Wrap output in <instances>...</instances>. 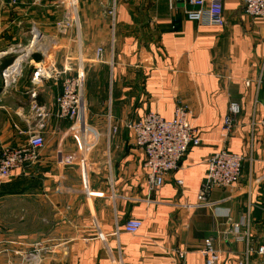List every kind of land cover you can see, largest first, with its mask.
<instances>
[{
    "label": "crops",
    "instance_id": "0c3cea01",
    "mask_svg": "<svg viewBox=\"0 0 264 264\" xmlns=\"http://www.w3.org/2000/svg\"><path fill=\"white\" fill-rule=\"evenodd\" d=\"M68 2L0 0V70L18 65L7 83L0 77V157L27 142L32 92L48 114L37 161L0 183V253L44 241L73 264H203L211 238L220 264H264V18L247 16L242 0H224L223 27L188 21L174 0H77L76 28H59ZM36 68L61 75L36 83ZM80 69L84 147L76 126L55 116L62 80ZM231 103L239 114L222 137ZM178 105L201 144L149 191L127 125L151 112L171 120ZM221 149L243 157L240 178L211 191L212 207H196L206 161ZM129 218L142 222L135 235L123 232ZM241 221L246 242L228 233Z\"/></svg>",
    "mask_w": 264,
    "mask_h": 264
},
{
    "label": "built area",
    "instance_id": "2783aa9c",
    "mask_svg": "<svg viewBox=\"0 0 264 264\" xmlns=\"http://www.w3.org/2000/svg\"><path fill=\"white\" fill-rule=\"evenodd\" d=\"M74 1L69 0L65 9L64 21L58 24L59 28L67 26V22L76 21L74 12ZM182 3L185 18L200 26L223 27L224 0H174ZM244 13L253 19L264 18V0H242ZM111 19L114 18V9L110 10ZM71 20V21H70ZM58 30L60 31V29ZM38 42L36 34L32 36L26 52L33 51ZM29 51V52H30ZM28 52V53H29ZM101 49H97L94 62H102ZM23 54H20L22 56ZM15 66V67H12ZM17 63L13 62L9 66L0 70V77L4 82L12 77L17 68ZM61 74L50 69L42 71L36 68L32 81L38 82L43 77H59ZM31 104L34 111V124L28 129L27 142L15 149L4 150L0 157V183L10 179L14 172L21 171L25 167L34 164L38 159V151L44 145L43 133L46 126L48 114L44 108L37 106L35 102V92L31 93ZM56 113L59 120H66L72 123L76 133L79 135L84 147L87 127L81 119L84 109L83 99V75L82 70H78L74 77H66L61 83V93L55 99ZM239 114V107L231 103L228 113L224 117L221 125L222 137H226L234 127L235 118ZM192 113L184 106L178 105L171 120H164L156 113H147L142 119L127 125L133 146L141 150L143 155V169L145 171V182L147 189L153 191L161 187L166 174L176 171L186 152L191 147L201 144L199 133L193 122L190 120ZM261 142L264 146V115L258 122ZM74 129V128H73ZM115 131V130H113ZM243 157L239 154L227 152L225 149L215 151L206 161L205 179L200 185L196 195V207L209 208L213 203L209 200L211 191L217 188H230L236 184L241 175ZM68 158L59 161V166H65ZM181 185V181H177ZM111 196V195H109ZM264 214V209H263ZM142 222L136 218H129L123 227V232L128 235H135L140 229ZM245 226L243 232L240 227ZM228 233L236 242H246L248 235L247 225L240 222L233 225ZM53 247L44 241H36L28 245L27 250L21 253L22 264H40L41 258L45 254L53 252ZM203 258V264H220V253L214 248L211 238L204 239L199 250ZM257 255H264V245L257 249Z\"/></svg>",
    "mask_w": 264,
    "mask_h": 264
},
{
    "label": "rangeland",
    "instance_id": "374dc122",
    "mask_svg": "<svg viewBox=\"0 0 264 264\" xmlns=\"http://www.w3.org/2000/svg\"><path fill=\"white\" fill-rule=\"evenodd\" d=\"M76 8H77V0H76V7L74 8L75 14H76ZM76 21H77V18H76ZM76 21H74V28H76ZM58 254H62V253H56V254L49 253V254L43 255L41 258L40 264H73L72 261H70L68 257L58 256ZM0 255H4L6 257L5 259L6 264H22L21 263V253H0Z\"/></svg>",
    "mask_w": 264,
    "mask_h": 264
},
{
    "label": "bare ground",
    "instance_id": "6f19581e",
    "mask_svg": "<svg viewBox=\"0 0 264 264\" xmlns=\"http://www.w3.org/2000/svg\"><path fill=\"white\" fill-rule=\"evenodd\" d=\"M76 5V2L74 1V6ZM12 67H15V66H12ZM13 69V71H15V68H12Z\"/></svg>",
    "mask_w": 264,
    "mask_h": 264
},
{
    "label": "trees",
    "instance_id": "16d2710c",
    "mask_svg": "<svg viewBox=\"0 0 264 264\" xmlns=\"http://www.w3.org/2000/svg\"><path fill=\"white\" fill-rule=\"evenodd\" d=\"M34 59H35V60H38V57H35Z\"/></svg>",
    "mask_w": 264,
    "mask_h": 264
}]
</instances>
